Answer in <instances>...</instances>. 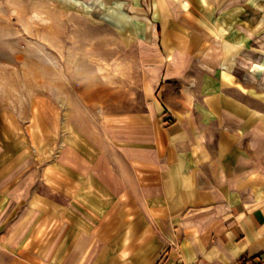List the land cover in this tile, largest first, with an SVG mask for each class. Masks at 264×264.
I'll use <instances>...</instances> for the list:
<instances>
[{
    "label": "crops",
    "instance_id": "1",
    "mask_svg": "<svg viewBox=\"0 0 264 264\" xmlns=\"http://www.w3.org/2000/svg\"><path fill=\"white\" fill-rule=\"evenodd\" d=\"M142 2L156 6L165 70L121 161L103 175L93 164L109 207L84 206L44 247L14 229L0 264H264V0Z\"/></svg>",
    "mask_w": 264,
    "mask_h": 264
},
{
    "label": "rangeland",
    "instance_id": "2",
    "mask_svg": "<svg viewBox=\"0 0 264 264\" xmlns=\"http://www.w3.org/2000/svg\"><path fill=\"white\" fill-rule=\"evenodd\" d=\"M136 2L0 0V247L16 245L14 229L44 247L84 206L109 207L93 164L103 175L121 161L165 70L156 6ZM155 117L174 123L165 107Z\"/></svg>",
    "mask_w": 264,
    "mask_h": 264
}]
</instances>
